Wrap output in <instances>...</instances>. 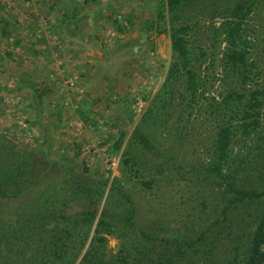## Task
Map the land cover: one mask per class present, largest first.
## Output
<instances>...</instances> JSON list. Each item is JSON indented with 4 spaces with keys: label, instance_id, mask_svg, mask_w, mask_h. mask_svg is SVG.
<instances>
[{
    "label": "rangeland",
    "instance_id": "rangeland-1",
    "mask_svg": "<svg viewBox=\"0 0 264 264\" xmlns=\"http://www.w3.org/2000/svg\"><path fill=\"white\" fill-rule=\"evenodd\" d=\"M162 3L0 0V173L25 198L46 200L55 210L48 228L59 232H72L77 214L98 205L94 225L105 222L108 258L151 250L147 264H239L264 199L223 215L225 199L208 166L218 128L231 125L230 170H239L244 188L264 187V94L259 124L247 135L236 101L221 104L229 92L264 91V0H181L173 14L166 11L160 28L190 26L201 88L191 102L185 78L166 77L169 35L155 28ZM238 18L248 58L242 73L224 58L227 29ZM119 137L122 146L113 150ZM239 229L240 259L230 252Z\"/></svg>",
    "mask_w": 264,
    "mask_h": 264
},
{
    "label": "trees",
    "instance_id": "trees-1",
    "mask_svg": "<svg viewBox=\"0 0 264 264\" xmlns=\"http://www.w3.org/2000/svg\"><path fill=\"white\" fill-rule=\"evenodd\" d=\"M181 0H167L166 7L162 3L157 12V22L155 28L159 33L167 34V29L160 28V21L165 19L166 11L169 15L173 14L179 7ZM242 14L241 17H244ZM241 20L236 19L227 29L228 45L224 52L225 64L231 70L240 73L246 70L247 52L239 45L240 31L242 26ZM7 31V30H4ZM3 35H6V32ZM190 26L186 23L178 27H172L168 33L170 41L171 59L166 77L168 81L174 82L183 76L185 78L184 96L189 101L198 98L200 85L196 69L192 63L189 47ZM197 61V59H195ZM172 86V84H171ZM264 91L252 89L247 93L229 92L221 101V104L228 108L232 101H236V110L239 111L240 126L243 134L247 135L256 129L259 124V112L262 103L260 96ZM236 136V130L231 125H223L218 128L214 142V160L208 166V169L219 187L224 201L226 203L223 209V215L227 209L234 205L249 202L254 203L264 199V187L244 188L238 184V169L232 172L229 168L231 156V144ZM146 149L155 152L153 147L144 137H139ZM123 137H119L113 145V150H118L122 146ZM108 154L113 155L108 150ZM250 161V160H249ZM248 161V162H249ZM253 161H256L255 158ZM240 165H249L245 162ZM254 165V162L251 163ZM9 178V177H8ZM6 171L0 173V264H75L80 257L78 264H147L145 258L146 250L139 252L138 256L132 257L129 252H124L107 257L108 254L103 250L106 243L104 236L100 235V228L105 225L103 220L96 219V209L98 205H93L82 210L77 214L78 220L74 223L73 231L71 227L59 232L56 229L48 228V217L55 213V210L46 206L47 201L27 199L24 192L17 185L10 188L7 183ZM5 182V183H4ZM22 197L24 199L22 200ZM102 212L101 215H106ZM129 216V215H128ZM126 221V220H125ZM94 225L91 243L87 250L83 251L84 245L88 240L91 226ZM128 225H132L128 222ZM87 227L86 233H79L77 227ZM243 229H239L240 238L235 241L237 248L230 250L231 253H237L239 250V240L242 238ZM203 237L196 238L188 243V247H193ZM242 252L237 258L241 261L239 264H264V207L256 213L251 226L245 235V242L241 243ZM226 261V260H224ZM172 258H167L165 262L157 259L153 264H170ZM228 263L221 264H231Z\"/></svg>",
    "mask_w": 264,
    "mask_h": 264
}]
</instances>
